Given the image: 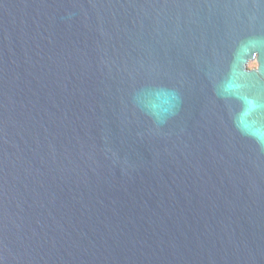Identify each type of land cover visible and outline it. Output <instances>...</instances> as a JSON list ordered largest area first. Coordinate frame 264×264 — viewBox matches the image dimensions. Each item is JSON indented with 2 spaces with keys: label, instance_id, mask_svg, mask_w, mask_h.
<instances>
[{
  "label": "water",
  "instance_id": "1",
  "mask_svg": "<svg viewBox=\"0 0 264 264\" xmlns=\"http://www.w3.org/2000/svg\"><path fill=\"white\" fill-rule=\"evenodd\" d=\"M262 102L264 0H0V264H264Z\"/></svg>",
  "mask_w": 264,
  "mask_h": 264
},
{
  "label": "snow or ice",
  "instance_id": "2",
  "mask_svg": "<svg viewBox=\"0 0 264 264\" xmlns=\"http://www.w3.org/2000/svg\"><path fill=\"white\" fill-rule=\"evenodd\" d=\"M143 80H147V81H169V82H173V83H175L173 80L168 79V78H165V77H163V76H162L161 74H159V73L150 74V75L146 76L145 78H143ZM175 85H176V86L181 90V92H182V96H181V98L178 100V103H177V109H178V108H180V107L183 106L186 97H185V94H184L183 90H182V89H181L176 83H175ZM262 103H264V102H262Z\"/></svg>",
  "mask_w": 264,
  "mask_h": 264
},
{
  "label": "rangeland",
  "instance_id": "3",
  "mask_svg": "<svg viewBox=\"0 0 264 264\" xmlns=\"http://www.w3.org/2000/svg\"><path fill=\"white\" fill-rule=\"evenodd\" d=\"M251 66H255V65H253V63H251Z\"/></svg>",
  "mask_w": 264,
  "mask_h": 264
},
{
  "label": "trees",
  "instance_id": "4",
  "mask_svg": "<svg viewBox=\"0 0 264 264\" xmlns=\"http://www.w3.org/2000/svg\"><path fill=\"white\" fill-rule=\"evenodd\" d=\"M253 65H255V63H253Z\"/></svg>",
  "mask_w": 264,
  "mask_h": 264
}]
</instances>
